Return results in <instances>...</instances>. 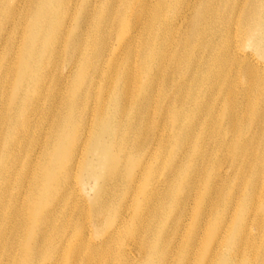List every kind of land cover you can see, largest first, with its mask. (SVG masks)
Here are the masks:
<instances>
[{"label": "rangeland", "instance_id": "1", "mask_svg": "<svg viewBox=\"0 0 264 264\" xmlns=\"http://www.w3.org/2000/svg\"><path fill=\"white\" fill-rule=\"evenodd\" d=\"M6 3L15 16L6 21L0 14V211L11 212L9 205L24 209L32 197L54 210L47 242L97 247L123 216L112 246L132 244L131 234L145 242L131 264L247 263L248 250L236 260L239 248L222 247L215 254L213 240L224 231L229 242L245 240L248 220L243 210L238 216L232 209L247 191L243 185L264 186V42L253 44L243 23L255 0H52L55 16L43 19L45 27L65 20L64 37L71 39L77 29L84 45L73 53L62 47L52 62L40 42L30 62L32 73L44 80L37 92L28 79L18 82V57L7 51L10 43L21 49L22 31L42 1ZM181 11L182 24L169 22ZM40 39L50 37L40 32ZM190 48L191 59H181ZM241 51L247 56L239 57ZM83 57L88 70L79 67L66 78L61 69ZM158 57L163 64H156ZM206 72L217 76L210 89ZM100 116L118 145H130L126 151L117 145L110 163L116 177L109 186L93 178L108 170L90 139ZM242 144L257 175L249 167L242 178L234 175L233 155ZM47 156L44 182L40 164ZM227 204L231 227L227 221L218 227ZM81 225L88 232L82 234ZM30 234L26 226L18 242ZM152 244L156 258H148ZM260 247L253 245V253ZM105 264L120 263L114 258Z\"/></svg>", "mask_w": 264, "mask_h": 264}, {"label": "bare ground", "instance_id": "2", "mask_svg": "<svg viewBox=\"0 0 264 264\" xmlns=\"http://www.w3.org/2000/svg\"><path fill=\"white\" fill-rule=\"evenodd\" d=\"M41 1H42L41 8L34 12L35 17L31 20V22H29V25L25 27L22 31L23 40L21 45L22 47L20 46L21 49L19 51L16 49L14 50L13 47H10L12 46V44L10 43L8 45L9 48L7 51L8 54H12V56L18 57V60H16L17 62L16 61H15L16 63L14 62L15 66L13 68V70H16V74H17L16 78L18 82L28 79L31 88L36 92L38 88L42 90L44 84L41 83L40 86L39 83L44 80L41 79L39 80L32 73V70H30V62L33 53H36L35 47L40 45V42L44 44V47L42 48V53L45 54L46 52H49L50 61L52 62L57 61L58 54L62 50V47L70 46L71 49L70 48L64 49V52L69 51V53H73L72 50L75 49L78 50L81 44L82 46L84 45L83 32L79 33L77 29L74 31V35L71 39L64 37L63 34L64 30L65 32L67 30V23H66L67 21L65 20L60 22L58 19H56V21H53L55 23L52 22L51 24L48 25L47 28L45 27L43 19L44 18H51L52 20L54 19L55 5L53 7L51 6L52 0H41ZM6 4H7L6 0H0V14L6 18V21H8L10 17L15 16V12L11 7L7 6ZM255 5H256L255 7H251L244 13V18H243V23L246 25L247 32L251 35L253 44L258 43L259 41L264 42V16L263 17L260 16V12H264V0H255ZM257 12H258L257 17H255ZM182 13L183 12L181 11L179 15L174 16L173 18H171L170 21L169 20L168 21L175 25L182 24V19L185 15ZM57 27L59 28V30L60 29L61 30L58 31ZM40 32L50 37V40L42 41L40 39ZM253 46L256 47L257 45H253ZM5 49L6 47H4V50ZM262 49L264 51V46L262 47ZM241 52H237V55L239 57L247 56V54H245L243 51ZM192 55H194V49L190 48L186 56L181 57V59H185V58L191 59ZM84 58L85 57H83V59L80 61L77 60L73 63H69L65 65L63 69H61L64 70L65 73L64 75L66 76V78H68L72 70H79L80 68H82L81 70H88V65L85 61L86 59ZM156 59L159 62L156 64H160V63L163 64L164 61L163 58L160 59L158 57ZM216 69L217 68L213 67V70ZM162 70H165V67ZM207 74L208 72H206L204 79L206 81L207 86H209L210 89V87H212L216 83L217 76L216 75L210 76V74L209 75ZM262 84H263L262 91L264 92V82ZM102 119L103 118L101 116L99 117V119H97L96 128L94 129V132H92L91 135L92 138L90 137V139L96 140L94 149L97 150L101 156H104L103 160L108 170H106L107 175L105 177L94 176L93 178L95 179L94 182L103 179V183L105 184L108 181V186H109L114 183L113 180H115L116 177V176L114 177V175L116 174L115 168L112 167L110 163L111 162L114 163L112 157L116 155L115 149L118 144L114 139L115 137H111L110 135L111 131L109 129V126L106 125L105 121H103ZM59 125L60 123H57L56 127L58 128ZM262 125L263 124H261V127ZM66 130L69 131L68 125L66 127ZM56 133L57 131H54L53 136H55ZM97 136L99 139H96ZM73 138L76 137L73 136ZM54 140L58 141V138L55 137ZM74 140L70 143L69 149L70 148L74 149V143H73ZM79 140L80 139L77 138L76 142ZM25 146L26 144H23V147ZM129 146H130L129 141L125 140L123 141V143H119L118 148L125 149L126 151L128 150ZM242 147H246V149H243ZM238 150L240 151L234 153L233 155L234 159L232 161L233 163L235 161L234 164L232 163V165L234 166L233 167L234 175L238 177L239 175H241L240 178H242L243 175L242 170H244L245 167L246 169L248 167L251 169V171L249 172L252 175H257L258 170L256 169V166H254L252 163L249 164V159H247L246 157L245 153H247V156L249 155L247 152V145H243V144L240 145ZM101 164L103 165V161L101 162ZM50 165L51 163L49 162L48 156L40 164L41 167L40 172L43 173L42 176L44 182L47 176L44 174V172L48 171L46 167L47 166L49 167ZM53 168L54 165L52 166V169ZM67 171H65L64 169L62 173V175L65 174L66 178L69 176V173ZM222 171L224 172L225 175L226 173L225 170L223 169ZM4 177H7V173H4ZM243 186L245 191L246 190L247 191L243 195V198L239 202V204L233 207L232 215L234 212L235 215L238 214L239 216V214H241L243 210L244 219L248 220L244 224V231H248L247 237L245 238V240L239 242L238 244H235L234 242H229L228 238H225L224 233L226 231H224L223 235H221L220 237H218L217 235L213 240L214 253L215 254L219 253L221 249L225 247L227 249L226 251L233 250L234 252L239 248L235 252L236 260H238V256H240V254H242L245 250H248V257L245 258L247 260V263L243 262L244 264H264V214L261 211V207L262 205H264V198H263L264 186H260L258 188L257 182H254L253 185L246 184ZM1 190L2 189H0V191ZM31 191L33 192L38 190L34 188ZM234 192H231L229 194L228 196L229 200L233 197ZM2 194L5 195V192ZM26 205L27 206L24 209L21 207V205L20 206L13 205L12 207L11 205H9L10 208L12 209L11 212L2 213L0 211V264H105L107 261L112 262V259L114 258H118L120 264H131V261L133 259H137L134 250L144 247L145 242L142 240V238L139 236L135 238L133 234H131L132 244L117 243L115 244V246H112V241H114L113 240L114 236L119 237V234L123 229L122 228L124 223L122 219L123 216L120 217L118 216L115 227L112 230L113 232L108 234L107 235L108 238L104 242L99 243L98 247L91 244L88 245L82 241L79 242L78 244L73 243L72 241L71 244L69 245L68 243L69 240H67L65 243H61V244L57 243L55 245L53 244L51 245L49 242H47L48 238H47V234L45 233V229L48 227V225L50 226L54 224V222H52L51 220V217L54 215V210H49V208L45 209L47 207L46 205L38 206V203L34 202L32 197L28 198V203ZM18 208L20 210L21 209L24 210L22 211L23 213ZM34 209L36 211H40L41 216L36 215ZM71 209H74V206L68 207V210ZM230 209L231 208H229L227 204L226 208L223 209L225 211V216L221 220V223L218 225V227L224 228L226 225V221H227V226L231 227L230 222L232 221V219L227 220L228 215L231 214ZM42 216H45V220L43 222H42ZM68 216H71V213L68 214ZM26 226L30 229L31 234L27 238L23 239L22 242L20 241L18 242L17 236L19 232H22L25 229ZM251 227H254L255 229L254 233L249 232ZM78 228L82 234L84 232L85 233L88 232V230L86 228H83L82 225ZM65 231L66 230H63V232ZM226 237H228V235ZM115 240L120 241V239H115ZM257 242H259V244L262 245V247L258 248L261 251L255 254L253 253L252 251L253 248L251 247H253V245L256 246ZM154 246L155 245L152 244L151 250L148 251V258H152V256L156 258L157 253L153 252L155 250ZM248 246L249 248L246 249L245 247Z\"/></svg>", "mask_w": 264, "mask_h": 264}]
</instances>
